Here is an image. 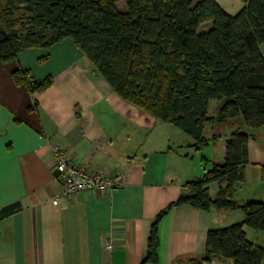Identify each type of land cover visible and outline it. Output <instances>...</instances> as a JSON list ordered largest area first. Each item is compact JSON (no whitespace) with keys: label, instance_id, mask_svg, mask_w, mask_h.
I'll use <instances>...</instances> for the list:
<instances>
[{"label":"crops","instance_id":"crops-1","mask_svg":"<svg viewBox=\"0 0 264 264\" xmlns=\"http://www.w3.org/2000/svg\"><path fill=\"white\" fill-rule=\"evenodd\" d=\"M260 48L264 55V43ZM15 68L52 82L30 93L13 81ZM220 102L209 99V115ZM237 117L206 125V143L196 148L185 132L120 97L70 37L0 61V264H139L155 215L189 191L185 181L223 160L225 139L243 130ZM244 131L250 134L245 181L232 195L239 203L264 200V128ZM52 144L87 171L119 172L121 184L53 203L61 182ZM217 189V182L209 184L212 196ZM243 219L241 211L175 205L158 224L157 261L146 264H232L201 258L206 234ZM243 227L264 246V231Z\"/></svg>","mask_w":264,"mask_h":264},{"label":"trees","instance_id":"trees-1","mask_svg":"<svg viewBox=\"0 0 264 264\" xmlns=\"http://www.w3.org/2000/svg\"><path fill=\"white\" fill-rule=\"evenodd\" d=\"M241 1L232 14L217 0H126L122 9L115 0H0V61L70 37L120 97L185 132L200 148L212 122L241 116L248 128L264 125V0ZM12 78L30 93L52 82L22 68ZM209 99L221 101L215 115L208 113ZM249 135L232 131L223 160L185 181L189 191L155 215L139 264L157 261L159 221L181 204L244 214L240 222L207 230L202 259L264 264V246L249 240L243 227L264 231V200L239 203L232 196L245 181ZM260 175L264 181V164ZM211 182L218 184L214 196Z\"/></svg>","mask_w":264,"mask_h":264},{"label":"built area","instance_id":"built-area-1","mask_svg":"<svg viewBox=\"0 0 264 264\" xmlns=\"http://www.w3.org/2000/svg\"><path fill=\"white\" fill-rule=\"evenodd\" d=\"M51 149L56 155L55 166L61 182L59 192L52 199L53 203H57L61 197L83 190H96L104 194L110 188L121 184L122 176L119 172L106 175L97 171H87L84 164L71 159L68 153L58 145L52 144ZM105 247L110 250L112 243L107 242Z\"/></svg>","mask_w":264,"mask_h":264},{"label":"rangeland","instance_id":"rangeland-1","mask_svg":"<svg viewBox=\"0 0 264 264\" xmlns=\"http://www.w3.org/2000/svg\"><path fill=\"white\" fill-rule=\"evenodd\" d=\"M193 1H196V0H193ZM217 1L225 10H227L229 13H232V14L236 13L243 6V2L241 0H217ZM125 2L126 0H115V5L118 9H122L125 6ZM208 27H209V22H206L200 25L199 30L200 31L206 30ZM237 118L243 124L241 129L247 130L248 125L244 123V121L242 120V117L238 116ZM258 128H264V125L257 127V128H253V129L256 130Z\"/></svg>","mask_w":264,"mask_h":264}]
</instances>
